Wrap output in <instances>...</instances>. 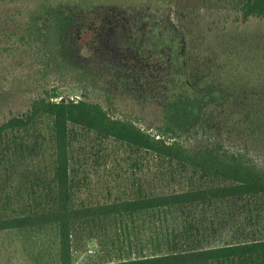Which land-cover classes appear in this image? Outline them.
Masks as SVG:
<instances>
[{
    "label": "trees",
    "instance_id": "16d2710c",
    "mask_svg": "<svg viewBox=\"0 0 264 264\" xmlns=\"http://www.w3.org/2000/svg\"><path fill=\"white\" fill-rule=\"evenodd\" d=\"M19 1L34 0H0ZM142 1L169 6V0ZM67 3L42 0L21 39L35 48L39 65L48 72L96 86L98 74L80 66L70 51L67 37L72 18ZM176 8L182 27L174 34L170 50L184 63L186 73L209 82L205 74L212 70L210 66L223 64L230 50L218 46L212 62L202 57L196 61L194 29L181 17L184 9ZM240 9L246 20L264 19V0H245ZM208 47L204 43L203 54ZM232 54L234 72L240 59L235 51ZM182 71L170 75L169 87L190 84L182 82ZM221 79L218 83L229 77ZM190 86L202 90L197 82ZM259 89L264 90L263 81ZM78 93L75 88L74 97L67 98L63 90L52 87L33 99L26 112L0 124V232L57 226L61 264H72L77 233L86 227L91 232L88 244L96 245L101 239L110 256L98 264H264V166L247 148L223 143L186 146L177 139L181 134L174 127L148 132L131 119L112 116L100 102L77 98ZM221 96H215V104ZM224 122L228 127L233 120ZM111 142L129 149L131 168L143 170L144 160L149 167L156 165L159 177L151 182L162 180L163 191L138 177L132 197L81 201L85 191H92V177L108 162ZM231 205L238 215L226 216ZM235 215L241 220L232 219ZM139 218L148 220L147 240L140 235L145 228L130 230L128 223ZM229 221L233 222L230 228ZM226 229L230 239L217 243ZM95 231L104 235L98 237ZM137 235L142 242L132 241L139 239ZM114 242L126 249L120 245L117 253Z\"/></svg>",
    "mask_w": 264,
    "mask_h": 264
},
{
    "label": "rangeland",
    "instance_id": "374dc122",
    "mask_svg": "<svg viewBox=\"0 0 264 264\" xmlns=\"http://www.w3.org/2000/svg\"><path fill=\"white\" fill-rule=\"evenodd\" d=\"M41 1L0 2V124L26 112L33 99L52 87L63 90L67 98L74 97L76 88L77 98L100 102L112 116L131 119L148 132L156 134L159 127L171 126L186 146L239 145L264 166V119H259L261 115L264 118V90L259 89L264 82V19H244L240 8L245 0H169L168 7L151 6L142 0H87V4L85 0L76 4L67 0L65 6L72 18L67 37L70 51L80 66L98 74L96 86L79 85L73 78L48 72L39 65L35 48L24 45L21 38L26 23ZM177 6L184 9L180 15L194 29L196 61L202 57L212 62L218 46L230 50L223 64L210 66L212 70L205 74L209 82L186 73L184 63L170 50L174 34L182 27ZM206 42L205 55L201 48ZM232 51L240 59L234 72ZM180 69L184 70L182 82L190 84L169 87L170 75ZM222 76L229 79L218 83ZM194 82L202 90L190 86ZM216 95H222L217 104ZM227 120L233 122L224 127ZM109 153L104 169L92 177V191H85L81 201L132 197L137 193L134 179L140 177L146 185L158 176L156 165L152 163L150 168L146 160L143 170L131 168L126 146L111 142ZM152 184L163 191L162 180ZM234 209V205L227 207L226 216L238 215ZM237 215L232 219L240 221ZM128 224L130 230L134 226L145 228L140 235L147 240V218ZM232 225L229 221L227 227ZM229 232L222 231L217 243L229 240ZM77 234L72 264H98L110 258L101 239L96 245L88 244L89 227ZM140 235L132 241L142 242ZM132 236H136L134 232ZM59 243L55 225L0 232V264H61ZM114 243L117 253L120 245L126 249V245Z\"/></svg>",
    "mask_w": 264,
    "mask_h": 264
}]
</instances>
